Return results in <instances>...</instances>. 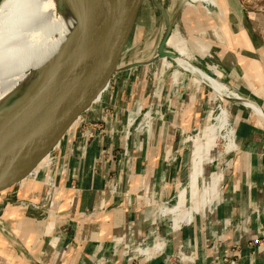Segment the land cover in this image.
Segmentation results:
<instances>
[{
  "label": "crops",
  "instance_id": "0c3cea01",
  "mask_svg": "<svg viewBox=\"0 0 264 264\" xmlns=\"http://www.w3.org/2000/svg\"><path fill=\"white\" fill-rule=\"evenodd\" d=\"M226 2L212 24L185 34L198 57H217L220 77L241 96L226 103L235 149L217 164L223 175L213 205L175 227L160 212L180 190L177 199H192L182 186L192 168L186 137L209 123L210 84L181 66L175 76L170 57L152 65L159 72L150 80V65H137L129 49L130 67L102 120L107 133L94 136L71 161L51 197L42 191L0 207V264H100L102 259L106 264H134L129 256L142 238L165 245L162 255L142 264H179L177 257L187 264H225L229 256L236 257V264H264V10ZM155 51L144 48L149 57ZM149 103L150 127L132 133L125 153L120 133L129 108ZM111 182L118 183L115 192ZM258 238L262 240L254 242ZM119 243L123 254L116 252Z\"/></svg>",
  "mask_w": 264,
  "mask_h": 264
},
{
  "label": "water",
  "instance_id": "95a60500",
  "mask_svg": "<svg viewBox=\"0 0 264 264\" xmlns=\"http://www.w3.org/2000/svg\"><path fill=\"white\" fill-rule=\"evenodd\" d=\"M153 1L166 27L152 61L175 59L176 51L165 47L173 20ZM144 2L67 0L76 13L75 26L37 76L9 94L0 115V205L26 201L56 184L95 136L130 67L125 57Z\"/></svg>",
  "mask_w": 264,
  "mask_h": 264
},
{
  "label": "rangeland",
  "instance_id": "374dc122",
  "mask_svg": "<svg viewBox=\"0 0 264 264\" xmlns=\"http://www.w3.org/2000/svg\"><path fill=\"white\" fill-rule=\"evenodd\" d=\"M2 1L3 0H0V4L2 3ZM59 1L60 2L57 3L58 6L57 7L55 6V9L57 8L62 9L63 3L61 0ZM158 1L164 6V8L168 11V13L171 14L172 18L175 19L172 32L177 31L185 41H186L185 34L188 31H193L198 28L206 27L212 24L213 23L212 16H214L215 13L216 14H220V12L222 13L221 10L224 9L226 10V3H227L226 0H158ZM218 1L221 4L223 3L221 5L222 9L220 5H218ZM236 1L240 3L242 8L245 7L243 9L256 10V11L260 9L264 10V0H236ZM52 7L54 6L49 4L45 8V15L46 16L49 15L48 16L49 19H52V12L55 10ZM237 8H238L237 4L234 5V9L237 10ZM165 27H166V22L161 10L155 5L153 0H145L141 12L139 14L136 26L130 38L128 50L131 49L133 58H135L136 63L138 62H140L139 64L148 63V65H150V67L146 72V76L150 80L151 79L155 80L158 77L159 66H157L156 64L154 66L152 65L156 63L161 57H158L152 61L156 53H153L152 54L153 56L149 57L147 52L146 53L144 52V48L147 47L152 51L157 50L159 42L165 32ZM165 47L167 49L173 48L169 44H167ZM190 56H191L190 60L194 64L200 67V68L197 66L195 67V65L191 63V61L189 60L188 65L195 68L196 69L195 72L193 70H190L188 67L181 66L180 64H178L176 60L172 58H167L169 61V69L175 71V76L179 73V71H177L176 69L181 66L193 72L190 73L191 77L202 79L203 81L207 82L208 85L212 84V82H208L201 75H207L209 77H213L215 81L223 82L227 86V88L231 90V92L236 93V91L230 87L227 81H225L224 79H222V77H220L222 76L223 71L221 70L217 57L211 54L207 58H200L192 51H190ZM196 59H199L200 61H197ZM125 63L128 64L127 54L125 57ZM209 88L212 95V97H210L211 99H210L209 123L206 125V127L203 130L200 129L198 135H195L193 137L192 168L189 178L182 185L183 187H187V197H189V199L192 198L190 201L191 202L194 201L195 203L194 205H196L197 207H200L202 202L203 204L204 203L207 204L208 200L209 201L212 200V198L215 197V195L217 194V185L219 182V178L221 176L220 174L221 167L218 168L217 164L219 163V161L226 158V156L230 152V150L227 149L226 146L227 141L225 140V136H224L227 133L226 130H228V128L232 126L230 122V112L226 106V103L229 102L230 100H228L226 97L224 98L220 96V94L212 86L209 85ZM149 108L152 110L153 108L152 103H149L143 108L137 107V110L140 111L141 113L139 114L136 123L140 121L143 112ZM225 108L227 111V115L221 117L222 109ZM150 124H151V119H150ZM134 132H138V131H134ZM232 150L233 149H231V151ZM193 176H194V180L190 182V177ZM211 176H212V181L210 180ZM193 194H196V197H193L194 196ZM201 195H203V197H201ZM176 198L177 196L175 195L174 196L175 200L173 201V204L175 203ZM190 201L187 202L188 205L190 204ZM3 205H0V207H3Z\"/></svg>",
  "mask_w": 264,
  "mask_h": 264
},
{
  "label": "bare ground",
  "instance_id": "6f19581e",
  "mask_svg": "<svg viewBox=\"0 0 264 264\" xmlns=\"http://www.w3.org/2000/svg\"><path fill=\"white\" fill-rule=\"evenodd\" d=\"M61 1L62 9H55L59 0H3L0 4V115L6 106L5 101L9 98V94L19 88L22 90L25 84L37 76L51 61L75 26L77 22L75 11L68 5L67 0ZM49 4L55 9L52 12V19L48 18L49 15H45V8ZM167 43L177 53L174 60L195 72L196 69L188 65L191 57L190 49L181 35L177 31L172 32ZM201 76L212 82L214 86L210 85L220 96L241 98L239 94L231 92L223 82L215 81L213 77L207 75ZM245 103L261 113L253 102L245 100ZM226 115V108L222 109L221 117ZM226 131L224 135L226 146L231 151L235 149V129L231 126ZM193 180L194 176L190 177V182ZM210 180L212 181V176ZM180 193L181 190L178 191L177 196ZM186 206L185 199H177L170 208L177 220L179 217L191 215V209H199L196 205L192 208Z\"/></svg>",
  "mask_w": 264,
  "mask_h": 264
},
{
  "label": "built area",
  "instance_id": "2783aa9c",
  "mask_svg": "<svg viewBox=\"0 0 264 264\" xmlns=\"http://www.w3.org/2000/svg\"><path fill=\"white\" fill-rule=\"evenodd\" d=\"M238 94V92H236ZM211 95V93H210ZM212 97V95H211ZM130 114L128 115L126 121L124 122L122 129H121V145L124 148V152L127 153L128 150V143L130 141L131 135L134 131H138V132H143V131H147L150 127V119H151V114H152V110L149 108L146 111L143 112L141 119L138 123H136V120L138 119L139 114L141 113L140 111L137 110V106L134 105L133 108H129ZM200 129L199 128H195L193 130H191L190 132L187 133V137H186V141L187 144L186 146L188 148H192L193 146V137L195 135H198ZM107 133V127H106V123H100V125L98 126L95 136H104ZM197 133V134H196ZM231 152V151H230ZM221 176L223 175V171L221 169L220 171ZM220 176V177H221ZM111 186V190L113 192H115L117 190L118 187V183L117 182H111L110 183ZM55 188V184L50 186L49 188H47L45 190L46 194H48L50 197L52 195V191ZM178 194V193H177ZM176 194V196H177ZM218 195V185H217V194L215 195V197L212 198V200H210L207 204L203 202L201 203L200 207L198 210H192L191 209V215H188V217H179V219L177 220L174 213L171 212L170 208L175 204H173V202H171L170 199L167 200L166 204L163 205L160 209V212L163 216H170L171 217V225H173V227L177 226L180 224V221H190V217L194 214V212H202L205 211L209 206L213 205V201L214 199L217 197ZM201 197H203V195H201ZM177 200V198H176ZM176 202V201H175ZM186 207L188 208H192V205H194V201L193 204H187L186 201ZM262 239L258 238L255 239L254 242H260ZM135 251L132 255L129 256L130 261L134 262V264H142L146 261H150L152 259H155L157 257H159L160 255L163 254L164 249H165V245L164 243L161 242H154V243H148L146 238H142L141 240L135 241ZM121 243H119V247L116 249V252H120L119 254H123L124 250L122 249V251L120 250ZM212 245H216L215 243H213ZM239 248V243L236 244V246L234 247L235 250H237ZM177 261L179 264H187L185 261L186 259L184 257H177ZM100 264H106V259H102L100 261ZM225 264H236V257L235 256H229L225 258Z\"/></svg>",
  "mask_w": 264,
  "mask_h": 264
}]
</instances>
